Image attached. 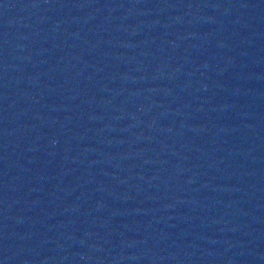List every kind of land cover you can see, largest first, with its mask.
<instances>
[{
	"label": "water",
	"instance_id": "obj_1",
	"mask_svg": "<svg viewBox=\"0 0 264 264\" xmlns=\"http://www.w3.org/2000/svg\"><path fill=\"white\" fill-rule=\"evenodd\" d=\"M0 264H264V0H0Z\"/></svg>",
	"mask_w": 264,
	"mask_h": 264
}]
</instances>
